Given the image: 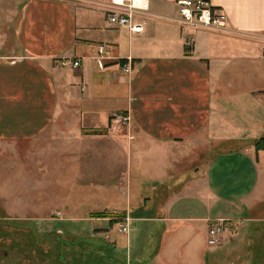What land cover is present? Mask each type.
Returning <instances> with one entry per match:
<instances>
[{"label": "crops", "instance_id": "obj_1", "mask_svg": "<svg viewBox=\"0 0 264 264\" xmlns=\"http://www.w3.org/2000/svg\"><path fill=\"white\" fill-rule=\"evenodd\" d=\"M108 1L0 0V150L61 146L69 164L105 145L126 148L131 178L178 181L157 196L163 248L173 249L162 264H206L217 223L221 250L229 241L239 264L250 254L264 264V150L255 146L264 138V0H210L229 18L224 31L184 25L175 0H150L140 35L111 25ZM100 44L109 46L104 69ZM73 58L80 68L60 66ZM120 116L125 133L111 135ZM184 148L193 157L179 168ZM150 158L153 169L133 171Z\"/></svg>", "mask_w": 264, "mask_h": 264}, {"label": "rangeland", "instance_id": "obj_2", "mask_svg": "<svg viewBox=\"0 0 264 264\" xmlns=\"http://www.w3.org/2000/svg\"><path fill=\"white\" fill-rule=\"evenodd\" d=\"M125 123L114 122L111 135L124 134ZM43 145H26L18 154L0 150V264H162L159 254L173 249L163 248V202L157 196L178 181L131 178L126 148L105 145L101 156L85 152L67 164L61 146L52 153L43 152ZM186 149L179 168L193 157ZM200 155L204 161L205 151ZM146 164L154 168L150 158L133 171L143 173ZM258 226L251 224L247 234ZM221 244L208 245L206 264H239L231 253L236 246L227 241L221 250ZM253 258L244 260L260 264Z\"/></svg>", "mask_w": 264, "mask_h": 264}, {"label": "built area", "instance_id": "obj_3", "mask_svg": "<svg viewBox=\"0 0 264 264\" xmlns=\"http://www.w3.org/2000/svg\"><path fill=\"white\" fill-rule=\"evenodd\" d=\"M177 6L178 20L184 25L224 31L229 24V18L223 9L216 8L210 0H175ZM106 13L111 25L118 29H126L133 35L146 32L147 18L149 16L150 0H109L106 4ZM110 59L109 46L98 45V56L96 62L101 69L105 68V61ZM132 60L122 62L125 72L132 70ZM61 67L78 69L81 66L80 59H62L59 61ZM116 117L115 121L128 120L126 117ZM128 225L122 227L127 232ZM224 235L223 223H217L209 231V246H218Z\"/></svg>", "mask_w": 264, "mask_h": 264}, {"label": "trees", "instance_id": "obj_4", "mask_svg": "<svg viewBox=\"0 0 264 264\" xmlns=\"http://www.w3.org/2000/svg\"><path fill=\"white\" fill-rule=\"evenodd\" d=\"M104 133H106V132H105V131H95V134H100V135H102V134H104ZM255 146H256V150H257V151L264 150V138H262V139L256 141Z\"/></svg>", "mask_w": 264, "mask_h": 264}, {"label": "bare ground", "instance_id": "obj_5", "mask_svg": "<svg viewBox=\"0 0 264 264\" xmlns=\"http://www.w3.org/2000/svg\"><path fill=\"white\" fill-rule=\"evenodd\" d=\"M122 60H124V59H122Z\"/></svg>", "mask_w": 264, "mask_h": 264}]
</instances>
